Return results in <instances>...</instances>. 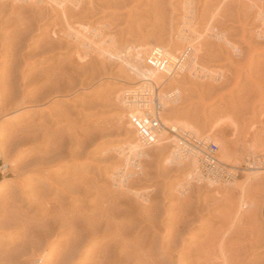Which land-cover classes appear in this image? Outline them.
Wrapping results in <instances>:
<instances>
[{
  "label": "rangeland",
  "instance_id": "1",
  "mask_svg": "<svg viewBox=\"0 0 264 264\" xmlns=\"http://www.w3.org/2000/svg\"><path fill=\"white\" fill-rule=\"evenodd\" d=\"M222 1L82 0L65 22L49 4L2 1L0 264H264V173L249 166L264 161V0ZM189 16L205 36L195 55L208 76L174 72L185 83L161 87L172 112L162 107L161 122L193 130L179 133L185 148L217 145L229 178L210 176L199 152L197 173L166 143L132 160L117 188L138 137L119 124L129 110L114 97L141 83L63 33H101L98 44L119 57L168 44L178 57Z\"/></svg>",
  "mask_w": 264,
  "mask_h": 264
},
{
  "label": "bare ground",
  "instance_id": "2",
  "mask_svg": "<svg viewBox=\"0 0 264 264\" xmlns=\"http://www.w3.org/2000/svg\"><path fill=\"white\" fill-rule=\"evenodd\" d=\"M1 3L0 4H3L2 1H5V0H0ZM13 3L16 2L17 4L20 2H29V3H35V2H40V3H43V4H49L52 9H55L53 10V12L57 11L58 14L60 15V17H62L64 19V22L67 20L68 16L67 15H70V14H67L68 10L71 9V11L73 9H78V7L80 5H82L81 3L82 0H12ZM224 1V0H223ZM222 1V2H223ZM228 1V0H227ZM249 1V0H248ZM256 1V0H255ZM9 2V1H8ZM5 3V2H4ZM12 3V2H11ZM12 3V4H13ZM33 3V4H34ZM22 4V3H21ZM24 4V3H23ZM42 4V5H43ZM253 4V3H252ZM254 4H256L254 2ZM20 5V4H19ZM191 5V4H190ZM189 5V6H190ZM2 6V5H1ZM22 6V5H20ZM20 6H17L16 7H20ZM193 6V5H192ZM258 6V4H256V7ZM44 7V6H43ZM254 8H256L255 6H253ZM252 8V6H251ZM45 9V8H44ZM221 9V8H220ZM40 10V9H39ZM42 10V9H41ZM40 10V11H41ZM74 10V11H75ZM186 10V9H185ZM194 10V9H193ZM258 10L259 7H258ZM47 11V10H46ZM52 11V10H50ZM192 11V10H191ZM219 11V10H217ZM45 12V11H44ZM52 12V13H53ZM220 12V11H219ZM259 12V11H257ZM256 12V14H257ZM264 12V11H263ZM43 13V12H42ZM74 13V12H73ZM212 13V12H211ZM262 13V12H261ZM55 14V13H54ZM187 14V13H186ZM190 14V13H189ZM260 14V13H259ZM57 15V14H55ZM261 15V14H260ZM213 16V14H212ZM262 16V15H261ZM259 16V17H261ZM185 17V16H184ZM209 17V16H208ZM258 17V15H257ZM71 18V17H70ZM213 19H215L216 17H212ZM211 18V19H212ZM61 19V18H60ZM62 19V20H63ZM195 19V18H194ZM209 19V18H208ZM217 19V18H216ZM70 20V19H69ZM261 20V19H260ZM186 22L184 23L183 22V30L185 31V34L181 33V35L178 37L181 42H180V45H182V43L187 44L189 47V49L192 50V53H193V57H192V61L190 62L189 64V68L187 66V68H184L182 67L181 65L178 64V57L176 55H173L172 54V51H174V49L172 50L171 46L168 44V45H165L164 47H158V46H155L153 49L149 48L148 46H141V47H138L135 52L131 53L130 49H129V52L127 51L126 54L123 55V57H119L117 54H119V52L117 54H115V51L114 53H112L111 51H107V49L109 50V48H106L103 46V44L99 45L98 43L103 40L100 39V40H96V38H101L102 37V34L100 33V37H96L97 35H93V38H90V37H87L86 35H81L78 33V31H74L73 32V29L72 31H67L66 29V33H63V35L67 36V38L71 39V41H74L78 46H81V48L86 51H90V52H94V53H97L99 54L101 57H105L106 59L109 58V60L111 58H114V59H119L121 61V63L123 64V66H125V69L127 70V72H129L128 74H130L132 77V80L134 81H131L132 83H129L130 85H137V84H140V86L138 87H135V88H130V89H126L124 90V97H121L123 93H120V94H115V101H121L126 109L129 110V113L127 116H124L125 114H121L123 115L122 117L120 116V118H118V121H119V124L123 125L124 127H126V129H134L133 126L130 124L129 122V118L130 116L132 115V113L134 112H138L139 108V101H140V98L143 97L145 94H151V86H159L160 88L163 87L165 88L164 90L166 91V89H171L172 87H181L184 85V80H183V77L181 76H174L175 73L174 72H179L182 71L184 72L185 70L191 72L190 73V76H196V77H201V76H208V74H206V69L202 70L198 65L197 63V58L198 56L200 55H195V54H201V51L200 53L199 52V48L200 46L202 47V43H203V38L205 37L203 34H200L198 33L196 27L194 28V25L193 23H196L194 20L190 19V16L188 17V19L185 20ZM194 21V22H193ZM212 21V20H211ZM214 21V20H213ZM212 21V24L215 22ZM217 21V20H216ZM264 21V20H263ZM208 22V21H207ZM211 23V22H210ZM208 23V24H210ZM215 25V24H214ZM213 25V26H214ZM210 26V25H208ZM263 26H264V23H263ZM75 27V26H74ZM205 27V26H204ZM212 27V26H211ZM69 29V28H68ZM181 29V30H182ZM264 29V27H263ZM260 31L261 33L264 31ZM71 30V29H70ZM76 30V29H75ZM105 30V29H104ZM182 30V32H184ZM98 32V31H97ZM102 32H103V29H102ZM259 33V32H258ZM86 34V33H85ZM90 35V34H89ZM186 35V36H185ZM221 35V34H220ZM223 35V34H222ZM259 36H261V34H258ZM222 37V36H221ZM224 37V35H223ZM262 37V36H261ZM215 38V37H214ZM217 38V37H216ZM227 40V39H226ZM225 41V40H224ZM102 42V41H101ZM100 42V43H101ZM178 42V41H177ZM223 42V41H222ZM227 42V41H226ZM105 43V42H104ZM176 43V42H175ZM111 45V44H110ZM183 45V46H184ZM186 45V46H187ZM184 46V47H186ZM102 47H104V50ZM131 47V46H130ZM176 47V48H178ZM175 48V46L173 47ZM180 48V49H179ZM178 49L181 50V47H179ZM117 49V48H116ZM183 49V48H182ZM187 49V48H186ZM171 50V52H170ZM201 50V49H200ZM121 51V50H119ZM178 51V50H177ZM175 51V52H177ZM183 51V50H182ZM93 53V54H94ZM174 53V52H173ZM236 53V52H235ZM176 54V53H174ZM85 56V55H84ZM176 56V57H175ZM196 56V57H195ZM82 57V56H81ZM85 58V57H84ZM83 58V59H84ZM88 58V56H87ZM118 62V61H116ZM204 68V67H203ZM189 72L187 74H189ZM174 73V74H173ZM212 73V72H211ZM222 77V76H221ZM189 77H187L188 79ZM193 78V77H192ZM203 78V77H202ZM190 80V79H189ZM188 81V80H187ZM184 82V83H183ZM188 84V82H187ZM202 85V84H201ZM166 86V87H165ZM205 86V85H204ZM209 86V85H208ZM206 88V87H205ZM209 88V87H208ZM213 88V87H212ZM211 89V87H210ZM118 90V89H117ZM205 90V89H204ZM179 91V90H178ZM213 91V90H212ZM164 91L162 90V93ZM210 92V91H209ZM161 93V94H162ZM170 95H171V91L169 92ZM178 93V92H177ZM176 93V94H177ZM128 95H131L132 96V100L131 101H128L126 100L125 96H128ZM167 98V95L166 94H163L160 96V101L161 102H164V104L167 102L166 101H163V99ZM171 99V98H170ZM169 100V99H168ZM120 103V102H119ZM118 104V103H117ZM163 104V103H162ZM170 104V103H169ZM120 106V105H119ZM165 110V112H163L164 114H166V112L168 111V113L170 112L172 114V112L169 109V107L167 105L162 106ZM138 108V109H137ZM162 108V110H163ZM171 108V107H170ZM163 110V111H164ZM167 110V111H166ZM172 110V109H171ZM172 111H175V110H172ZM124 112V111H123ZM167 113V114H168ZM170 114V115H171ZM162 116H160V120H161ZM163 122V121H162ZM161 122V128L160 129H164L163 132L159 134V131L160 129L158 130L157 132V137H156V141L151 144V145H154L156 147H161L163 146L164 144L166 143H172L173 147H175L176 149H174V158H178V159H183L185 157H190L191 158V163H192V170H196V172L198 173L197 171V167H196V161H197V153L199 151H197L196 149H192V148H185V143L184 142H181V138L179 133H189V134H193V130H191L187 125L183 124V123H173V124H163ZM217 127V126H216ZM215 127V128H216ZM167 130V131H166ZM162 131V130H161ZM197 132V131H196ZM170 133L174 134L173 136L171 135L172 139H170L171 137H169ZM178 133V134H177ZM210 135V134H209ZM205 137V136H204ZM175 138V140H174ZM139 139V138H138ZM136 138V141H134L132 144H128V147L126 148V150L124 151V153L121 151L119 154L124 156L123 157V167H122V170L121 172L119 173H122V175H119L117 179H115L114 181V184L117 186V188H121L123 189V187H125V182H124V179H122L126 174L127 172H129L130 168L129 167H133L134 164L133 162H131L132 160H137V158H142V156H145L147 154V151L149 149V147L151 145H147L146 143H144L143 141H141L140 139L138 140ZM170 139V140H169ZM209 139V138H208ZM138 140V141H137ZM197 140V139H196ZM204 140V139H203ZM133 141V140H132ZM174 141V142H173ZM185 141V140H184ZM187 141V140H186ZM185 141V142H186ZM204 143V142H203ZM223 146V145H222ZM250 148V147H249ZM253 148V147H252ZM225 149V147H224ZM255 150V149H254ZM221 152V150H220ZM111 153V152H110ZM113 153V152H112ZM223 153V152H222ZM221 153V154H222ZM226 153V152H225ZM229 153V152H228ZM220 154V153H219ZM110 155V154H109ZM116 155V154H115ZM224 156H221V158L219 157L217 160L218 162H220L221 164H226L229 157L227 158V155L226 154H223ZM226 155V156H225ZM251 156V155H250ZM121 157V158H122ZM148 157V156H147ZM146 157V158H147ZM119 158V157H118ZM121 160V159H120ZM260 162L257 160V161H252V163H250L249 166H251L250 168L252 170H254L255 172L257 171H262V173H264L263 169L264 167H262V163L264 162L263 160L259 159ZM122 161V160H121ZM173 161V160H172ZM187 161V160H186ZM177 162V161H176ZM184 164V163H183ZM190 164V163H189ZM187 165V164H186ZM227 165V164H226ZM191 166V167H192ZM133 169V168H131ZM119 170V169H118ZM129 170V171H128ZM132 172V170H131ZM195 172V171H194ZM254 172V173H255ZM253 173V172H252ZM251 174V173H250ZM193 175V174H192ZM195 175H198L195 173ZM115 177V176H114ZM249 177V176H248ZM130 178V177H129ZM249 181L251 182H261L262 178L260 176L257 175H250L249 178ZM193 180V179H192ZM261 180V181H260ZM126 181V179H125ZM248 181V180H247ZM248 181V182H249ZM259 181V182H258ZM192 183V181H191ZM127 185V184H126ZM235 185V184H234ZM253 185V184H252ZM233 186V185H232ZM179 188V187H178ZM235 188V187H233ZM239 190H240V195H239V200H238V211L240 214L243 213V209L246 208L245 204H244V198H245V194H244V191H243V187H241V185L239 187H237ZM130 190V189H129ZM128 190V191H129ZM122 192V191H120ZM230 192V191H229ZM123 193V192H122ZM126 193V191H125ZM139 196V195H138ZM141 196V195H140ZM144 198V197H143ZM252 205V204H251ZM242 211V212H241ZM236 212V213H237ZM239 214V216H240ZM237 215V214H236ZM243 215V214H242ZM238 216V217H239ZM219 248V247H218ZM211 249V248H210ZM222 249V248H221ZM209 251V250H208ZM212 251V250H210ZM221 252V250H219ZM225 251V250H224ZM224 255V254H222ZM226 255V254H225ZM227 256V255H226ZM225 256V257H226ZM221 258V255L220 257ZM222 259V258H221ZM213 260V259H212ZM225 260V259H224ZM222 259V261H224ZM227 260V259H226ZM220 262V261H219ZM227 262V261H226ZM213 264V263H212ZM222 264V263H220Z\"/></svg>",
  "mask_w": 264,
  "mask_h": 264
},
{
  "label": "built area",
  "instance_id": "3",
  "mask_svg": "<svg viewBox=\"0 0 264 264\" xmlns=\"http://www.w3.org/2000/svg\"><path fill=\"white\" fill-rule=\"evenodd\" d=\"M192 57V50L187 48L178 56V64L187 68L192 61ZM160 92L161 88L159 86H153L151 94H145L140 98V107H138L139 109L137 108L139 111L132 113L129 118V122L133 126L137 137L147 145H151L156 141L157 132L162 126L160 120L162 112ZM125 98L128 101L132 100L131 95L125 96ZM202 148H204L206 152L203 151ZM192 149H196L199 153L204 154V158L200 160V164L210 176L218 180L229 178L228 175L220 172L218 166L221 163L213 156L217 151V145L209 143L205 146L203 143H198V145ZM262 167H264V162L262 163Z\"/></svg>",
  "mask_w": 264,
  "mask_h": 264
}]
</instances>
